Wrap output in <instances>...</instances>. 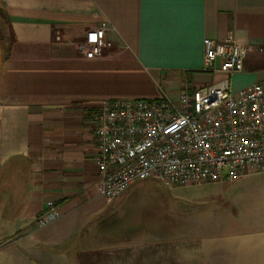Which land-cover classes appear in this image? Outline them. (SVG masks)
<instances>
[{"label":"crops","instance_id":"obj_1","mask_svg":"<svg viewBox=\"0 0 264 264\" xmlns=\"http://www.w3.org/2000/svg\"><path fill=\"white\" fill-rule=\"evenodd\" d=\"M103 22L114 49L86 59ZM229 33L254 48L231 92L264 87V0H0V264H264V226L212 198L171 221L145 209L153 188L99 193L90 109L219 84L203 42ZM52 202L60 218L38 227Z\"/></svg>","mask_w":264,"mask_h":264},{"label":"built area","instance_id":"obj_2","mask_svg":"<svg viewBox=\"0 0 264 264\" xmlns=\"http://www.w3.org/2000/svg\"><path fill=\"white\" fill-rule=\"evenodd\" d=\"M107 22L86 33L78 52L86 59L114 49ZM205 73H222L217 85L184 92L179 101L106 100L90 110L95 123L99 193L109 202L132 185L155 180L168 187L234 183L264 173V87L231 92L253 51L229 33L203 42ZM263 52V49L259 50ZM37 218L46 227L61 216L54 202Z\"/></svg>","mask_w":264,"mask_h":264},{"label":"rangeland","instance_id":"obj_3","mask_svg":"<svg viewBox=\"0 0 264 264\" xmlns=\"http://www.w3.org/2000/svg\"><path fill=\"white\" fill-rule=\"evenodd\" d=\"M135 186L153 188L145 209L155 218L177 221L193 215L201 198H212L213 203L232 210L249 226H264V173L242 177L234 183H217L206 186L169 187L155 181H141ZM190 217V216H189Z\"/></svg>","mask_w":264,"mask_h":264}]
</instances>
